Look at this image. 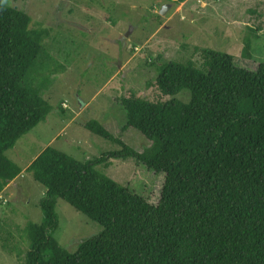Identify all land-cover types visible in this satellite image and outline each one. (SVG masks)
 I'll return each mask as SVG.
<instances>
[{
	"label": "trees",
	"instance_id": "obj_1",
	"mask_svg": "<svg viewBox=\"0 0 264 264\" xmlns=\"http://www.w3.org/2000/svg\"><path fill=\"white\" fill-rule=\"evenodd\" d=\"M30 22L0 0V194L21 173L5 152L51 111L32 85L48 32ZM250 48H242L246 59ZM200 56V68L191 61L158 67L154 84L165 101L119 99L122 129L150 142L142 152L91 120L84 127L119 149L82 163L47 147L28 165L44 193L41 223L24 227L21 264H264V63L249 70L224 52L202 49ZM183 91L186 101L176 98ZM110 158L162 174L158 203L94 170ZM58 199L103 229L73 253L52 237Z\"/></svg>",
	"mask_w": 264,
	"mask_h": 264
},
{
	"label": "rangeland",
	"instance_id": "obj_2",
	"mask_svg": "<svg viewBox=\"0 0 264 264\" xmlns=\"http://www.w3.org/2000/svg\"><path fill=\"white\" fill-rule=\"evenodd\" d=\"M174 1L8 0L31 18L30 29H47L32 85L51 111L5 152L6 157L23 170L47 147L82 163L119 149L84 127L91 120L142 152L150 142L133 128L122 129L126 118L119 99L131 94L152 102L168 99L154 84L160 65L191 61L200 68L202 49L227 53L238 67L249 70L264 63V0ZM248 42L251 58L246 59L242 48ZM176 98L186 101L188 93ZM94 170L148 203H158L163 175L134 159L110 158ZM43 193L24 171L0 194V264L24 261V227L41 223L38 203ZM55 212L52 237L70 253L103 230L61 199Z\"/></svg>",
	"mask_w": 264,
	"mask_h": 264
},
{
	"label": "crops",
	"instance_id": "obj_3",
	"mask_svg": "<svg viewBox=\"0 0 264 264\" xmlns=\"http://www.w3.org/2000/svg\"><path fill=\"white\" fill-rule=\"evenodd\" d=\"M30 163H31V162H30ZM30 163H29V164H30ZM29 164H28V165H29ZM28 165H27L23 170H21V173H20L19 175H21L24 171L26 172V168L28 167ZM19 175H18V176H19ZM18 176H17L15 179H17Z\"/></svg>",
	"mask_w": 264,
	"mask_h": 264
},
{
	"label": "water",
	"instance_id": "obj_4",
	"mask_svg": "<svg viewBox=\"0 0 264 264\" xmlns=\"http://www.w3.org/2000/svg\"><path fill=\"white\" fill-rule=\"evenodd\" d=\"M163 11V10H162ZM162 11L160 12V14H162Z\"/></svg>",
	"mask_w": 264,
	"mask_h": 264
}]
</instances>
